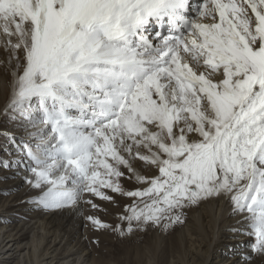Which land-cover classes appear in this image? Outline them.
Listing matches in <instances>:
<instances>
[{
    "label": "snow or ice",
    "instance_id": "snow-or-ice-1",
    "mask_svg": "<svg viewBox=\"0 0 264 264\" xmlns=\"http://www.w3.org/2000/svg\"><path fill=\"white\" fill-rule=\"evenodd\" d=\"M0 47V180L25 203L127 198L85 217L124 237L223 199L264 256V0H0Z\"/></svg>",
    "mask_w": 264,
    "mask_h": 264
},
{
    "label": "bare ground",
    "instance_id": "bare-ground-1",
    "mask_svg": "<svg viewBox=\"0 0 264 264\" xmlns=\"http://www.w3.org/2000/svg\"><path fill=\"white\" fill-rule=\"evenodd\" d=\"M0 58L4 63L3 47H0ZM8 91L7 84L0 83V105ZM24 182L21 176L0 182V191L11 189L0 194V264H102L101 245L108 238L105 231L95 229L85 219L87 215L101 219L100 212L88 209L87 205L76 211L35 210L24 202L30 195L27 187L19 189ZM5 193L9 194L3 196ZM106 209L110 218L117 217L118 208ZM227 211L223 199L187 209L184 222L177 225L173 234L164 237L162 231H155L159 241L155 257L164 264H254L253 259L246 261L238 254L247 252L254 256L248 248L252 238L230 231L238 218L228 215ZM125 262L116 259L114 264Z\"/></svg>",
    "mask_w": 264,
    "mask_h": 264
},
{
    "label": "rangeland",
    "instance_id": "rangeland-1",
    "mask_svg": "<svg viewBox=\"0 0 264 264\" xmlns=\"http://www.w3.org/2000/svg\"><path fill=\"white\" fill-rule=\"evenodd\" d=\"M0 79H2V81H5V82L10 79L8 70L5 67V64L3 63L1 58H0ZM5 127L6 128L8 127L7 124L0 125V128H5ZM2 142H3V137H0V143ZM2 172L3 171H0V173ZM8 180H0V182L1 183L6 182V181L8 182ZM124 183H125V186L130 187V185H128L127 182H124ZM24 187L28 188L25 182L22 184V186L19 187V189H23ZM28 190L30 189L28 188ZM8 194L9 193H5L3 196H6ZM109 194L115 195L110 192ZM116 199H117V204L114 205L112 203L101 201L98 198H93L94 202L97 203L100 207L95 210L91 209L90 206L88 205L87 207L88 209L92 211H97V212L99 211L100 213L99 212L98 213L100 214L101 220H103L104 222L111 224V225H115L116 223L119 222L117 217L113 218L112 216L110 218L109 211L106 208L109 206H112L116 209L118 208V212L120 213L123 209V205L129 202L127 198H124V197L116 196ZM180 225L181 224H179V226ZM177 228L178 226L175 225L166 232L162 231V233L165 234L164 237H168L171 234H173V232H175ZM102 231H105L104 234L108 238V242L103 243L101 245V248L103 247L102 256L104 258L103 260L101 257L102 264H109V263L114 264L116 259H120V260L122 259L123 261H126L124 264H164L163 262H161V260L158 257H155L157 254H155V251H154L155 247L159 245L158 244L159 241L155 237L154 233L155 231L157 233L158 232L161 233V230L157 228L149 227L146 231H143V232L137 231V232L132 233L131 235H127L124 237H121L118 233L112 231L111 229H102ZM161 249H162V246H161ZM253 255L254 256L252 257V259L254 261V264H264V256H258L256 254H253Z\"/></svg>",
    "mask_w": 264,
    "mask_h": 264
}]
</instances>
